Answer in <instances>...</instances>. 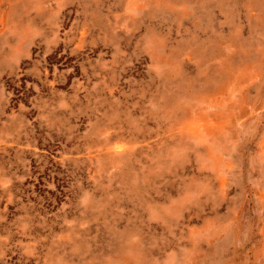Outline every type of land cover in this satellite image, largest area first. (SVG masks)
I'll return each instance as SVG.
<instances>
[{"label":"rangeland","instance_id":"1","mask_svg":"<svg viewBox=\"0 0 264 264\" xmlns=\"http://www.w3.org/2000/svg\"><path fill=\"white\" fill-rule=\"evenodd\" d=\"M0 264H264V0H0Z\"/></svg>","mask_w":264,"mask_h":264}]
</instances>
